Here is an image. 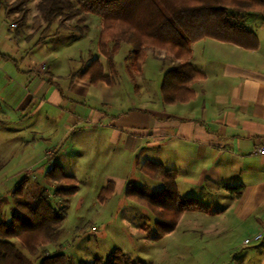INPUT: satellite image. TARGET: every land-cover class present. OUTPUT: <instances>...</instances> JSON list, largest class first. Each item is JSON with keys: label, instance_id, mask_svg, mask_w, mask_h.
<instances>
[{"label": "rangeland", "instance_id": "obj_1", "mask_svg": "<svg viewBox=\"0 0 264 264\" xmlns=\"http://www.w3.org/2000/svg\"><path fill=\"white\" fill-rule=\"evenodd\" d=\"M12 1L0 2V51L8 57L0 58V63L4 64H0V118L7 121L0 122V221L9 222L12 213L21 212L22 209L15 205L13 189L26 176V191L17 196V200L33 204L34 199L44 191L49 203L61 209L64 217L57 241L47 245L44 250L49 255L59 252L67 256L71 264H92L95 258L104 261L113 250L121 249L126 256L124 260L131 259L136 263L241 264L246 250H250L249 246L243 245L244 237L252 236L249 233L253 234V231L246 233L251 225L250 220L235 222V217L229 211V193L213 189L209 196L199 192L203 202L220 209L222 213L204 217L205 213L200 211L190 223L188 215L176 230L157 238L155 215L124 195L128 182L153 191L160 189L161 182L145 175L139 167L149 148L133 155L121 151L122 145L116 144L115 153H121L111 157L110 153L114 151L109 147L87 141L88 136L95 134H104L107 139L104 131L92 128L91 119L95 112L101 113L103 121L111 113L113 119L118 120L120 114H134L143 107L148 108L149 112L168 110L169 104L162 101L161 84L165 71L173 63L159 57L156 50L148 49L142 68L138 71L134 67L132 47L128 43H121L114 56L113 71L99 49L100 17L88 14L85 27L70 22L60 28L56 22L47 24L36 10L37 0H32L27 3V24L15 29L4 9ZM95 59L103 63L106 74L116 87L100 92L98 85H94L85 94V101L78 99L76 110L79 116L74 119L68 116L72 131L67 134L64 145H59L58 154L50 160L61 163L65 173L77 179L78 191L69 196H56L55 189L67 187L71 181L51 183L44 177L51 162L44 158L43 148L56 144L60 129L57 124L63 115L48 111L45 107L32 113L34 105L29 104L25 108L29 98L19 109L10 111L5 103L10 105L14 102L3 96L5 93L2 89L7 82L2 77L8 74L19 81L20 77L28 76L41 63L47 65L53 61L56 63L55 71L65 73L62 78L64 82L69 78L68 71L84 69ZM25 90L31 92L27 87ZM102 98L112 101V105L101 103ZM79 117L83 119L82 122ZM121 138H124L123 135ZM86 142H90V147L77 154L67 149L79 144L86 146ZM34 146L36 155L32 156ZM42 158L47 161L39 163L38 160ZM109 177H113L117 187L120 185L121 188H116L114 195L101 203L98 197ZM64 201H67V206L62 208ZM29 259L32 264H38L41 258ZM247 259H251L250 253Z\"/></svg>", "mask_w": 264, "mask_h": 264}, {"label": "crops", "instance_id": "obj_2", "mask_svg": "<svg viewBox=\"0 0 264 264\" xmlns=\"http://www.w3.org/2000/svg\"><path fill=\"white\" fill-rule=\"evenodd\" d=\"M241 21L256 35L255 48H246L210 37L191 44L188 61L203 74V78L190 85L193 91L191 98L183 102L166 103L170 108L163 112H149L148 108L143 107L134 114H120L118 120H114L111 113L101 121V113L95 112L91 119L92 128L104 131L107 139L104 134H95L88 136L87 141L99 143V146H103V143L114 151L110 153L111 157L117 156L121 151L134 155L149 148L139 167L145 161H153L176 171L179 195L194 197L206 205L207 209L184 211L175 230L188 215L190 223L200 211L205 213L204 217L222 213L220 209L203 202L199 192L209 196L213 189L216 192L223 190L229 193V211L235 217V222L250 220L251 225L247 227L246 233L251 230L253 234L249 235L259 233L262 237L249 245L243 244L249 246L250 250H246L241 264H264V156L255 152L258 146L264 145V14H246ZM158 56L162 58L163 54ZM1 57L8 58L0 51ZM55 64L53 61L47 65L41 63L28 76L20 77L21 81L6 74L2 77L7 82L2 92L5 93L3 96L8 97L7 100L13 99L14 103H5L10 111L19 109L29 98L25 108L29 104L34 105L35 110L32 113L45 107L48 111L63 115L57 124L60 129L56 144L43 148L46 156L44 158L48 159V163L51 162L49 168L55 164L63 168L61 163L50 159L55 157L59 145H64L67 134L72 131L68 116L73 119L79 116L76 110L78 99L85 101V94L94 85H98L102 92L114 89L116 84L111 79L110 82L92 83L82 75L84 69L68 71V80L62 82L65 73L55 71ZM15 76L19 77L18 74ZM26 87L31 92L26 91ZM112 99L113 96L110 97ZM101 103L112 105L113 102L102 98ZM9 110L7 114L10 113ZM82 121L81 118L80 122ZM0 122L7 121L0 118ZM86 143V146L79 144L67 149L77 154L78 151L82 152L90 147V142ZM116 144L122 145L118 153L114 149ZM92 145L96 147L95 144ZM33 148L32 156H35V146ZM38 161L41 163L47 160L42 158ZM109 182L113 183V192L108 198L118 188L113 177L107 178L104 187ZM236 185L242 186L239 196L230 189V186ZM246 237L248 236L244 238ZM249 253L251 259H247Z\"/></svg>", "mask_w": 264, "mask_h": 264}, {"label": "trees", "instance_id": "obj_3", "mask_svg": "<svg viewBox=\"0 0 264 264\" xmlns=\"http://www.w3.org/2000/svg\"><path fill=\"white\" fill-rule=\"evenodd\" d=\"M29 1L32 0H13L4 7L15 29L27 24ZM35 6L47 24L56 22L60 28L70 22L85 27L88 14L100 17L99 49L113 71L114 56L121 43L132 47L134 67L138 71L148 49L163 54V60L173 63L165 71L161 84L165 103L188 100L193 96L190 85L203 78V74L188 61L192 43L210 37L255 48L257 37L241 19L250 13L264 14V0H37ZM82 75L92 83L110 82L97 59L84 68ZM140 170L151 179L160 181V189L153 191L128 182L124 195L155 215L157 238L174 231L184 211L207 209L196 198L179 195L174 169L145 161ZM44 177L51 183L71 181L67 187L56 188V196H69L78 191L75 177L65 173L58 164L47 169ZM27 182L25 176L13 189L15 205L22 209L21 212L12 213L9 222L0 221V264H32L29 257L41 258L38 264H71L62 253L49 255L44 252L47 245L57 241L64 217L61 209L49 203L44 191L33 204L17 200V196L26 191ZM230 189L236 196L242 193L241 185L230 186ZM112 192L113 183L109 182L101 189L98 199L104 201ZM66 206L67 201H64L62 208ZM125 257L121 249H115L106 260L95 258L92 264H144L124 260Z\"/></svg>", "mask_w": 264, "mask_h": 264}, {"label": "built area", "instance_id": "obj_4", "mask_svg": "<svg viewBox=\"0 0 264 264\" xmlns=\"http://www.w3.org/2000/svg\"><path fill=\"white\" fill-rule=\"evenodd\" d=\"M12 26L14 27L15 25L12 24ZM256 154L260 155V156H264V145H260L255 149ZM261 234H255L253 236H249L244 238L243 243L245 245L251 244L252 242H256L259 241L261 239Z\"/></svg>", "mask_w": 264, "mask_h": 264}]
</instances>
